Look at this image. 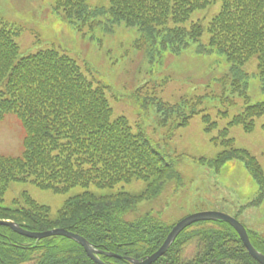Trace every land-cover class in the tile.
Wrapping results in <instances>:
<instances>
[{"label":"trees","instance_id":"16d2710c","mask_svg":"<svg viewBox=\"0 0 264 264\" xmlns=\"http://www.w3.org/2000/svg\"><path fill=\"white\" fill-rule=\"evenodd\" d=\"M88 0H56V9L66 14L75 29L108 23L125 22L139 29L140 41L160 46L162 51L179 54L190 42L198 40L205 29L210 33L209 48L226 54L233 64L232 94L249 99L248 74L239 65L257 54L260 75L264 78V0H221L220 11L205 28L200 22L191 27L184 23L198 9L216 0H111L109 8H90ZM15 27L0 17V120L9 113L18 115L25 129L22 153L0 155V219L12 220L30 231L65 228L88 239L102 251L124 257L144 258L157 251L172 226L152 214L134 221L124 215L139 201L159 195L164 185L181 176L174 156L146 131H134L127 118L112 120V107L104 85L96 84L78 62L56 48L43 49L18 59L19 45ZM195 102L184 98L170 104L156 102L159 126L170 139L176 129L189 123L198 112ZM231 104L234 97L228 98ZM150 100L145 101L147 104ZM141 103V106H144ZM153 103V101H152ZM145 107V106H144ZM264 115V102L247 105L230 122L254 129V120ZM206 130L217 123L204 115ZM229 128L221 131L223 142ZM246 155V157L244 155ZM244 157L245 164L259 185L253 205L264 200V171L248 150H224L211 164ZM206 159H202L205 161ZM31 179L42 188L63 191L76 185L95 184L112 187L133 179L147 181L138 195L119 191L96 195L85 191L69 199L51 218L50 207L24 194L15 206L2 204L13 181ZM58 184H62L59 186ZM253 244L264 253V240L250 232ZM100 257L109 263L128 264L124 257L107 254ZM0 264H96L85 249L72 239L51 236L41 240L19 234L0 224ZM153 264H260L247 251L237 232L224 221H201L179 234L168 252Z\"/></svg>","mask_w":264,"mask_h":264},{"label":"rangeland","instance_id":"374dc122","mask_svg":"<svg viewBox=\"0 0 264 264\" xmlns=\"http://www.w3.org/2000/svg\"><path fill=\"white\" fill-rule=\"evenodd\" d=\"M86 4L91 8H109L111 0H88ZM221 4V0H216L195 10L184 25L189 28L193 22H201L207 26L220 11ZM0 16L5 22L22 28L16 36L20 45L18 59L51 47L65 52L96 84L106 86L113 118L126 116L134 131L144 130L162 143H165L167 128L159 126L156 102L176 104L183 98L195 102L202 97V102L196 104L200 112L193 115L188 125L176 129L166 142L175 156L181 178L167 182L159 195L139 201L124 219L133 221L151 213L168 225H174L195 212L217 211L237 217L251 231L264 237V201L257 206L249 204L258 193V185L245 166V158H234L221 166L210 163L223 150L231 148L223 143L221 134V130L228 127L227 138H233V147L249 150L264 170V115L255 119L253 131H246L242 124H229L248 104L264 102V79L260 75L257 54L239 65L249 76L247 103L242 96L232 94L231 77L222 80L233 68L226 54L200 50L209 46L207 29L198 40L174 55L161 52L155 46L138 47L139 29L128 27L125 22L110 23L111 29L102 26L75 29L68 23L66 14L56 9V0H0ZM0 88H4V83ZM232 96L234 104L228 100ZM147 100L150 101L145 104ZM204 114L217 122L209 131ZM24 134L19 117L9 113L0 121V154H20ZM147 183L134 179L112 187L76 185L57 191L42 188L31 179L13 181L2 204L15 206L18 199L24 205L22 196L27 193L38 203L50 207L49 215L55 218L70 198L85 191L96 195L119 191L141 194Z\"/></svg>","mask_w":264,"mask_h":264},{"label":"water","instance_id":"95a60500","mask_svg":"<svg viewBox=\"0 0 264 264\" xmlns=\"http://www.w3.org/2000/svg\"><path fill=\"white\" fill-rule=\"evenodd\" d=\"M202 220H223L228 223H230L238 232L240 235L242 241L244 242L245 246L251 253V255L258 260L261 264H264V254L259 252L251 243L248 232L244 225L237 220L236 218L227 215L222 212H217V211H204V212H199L195 213L192 215L187 216L186 218L182 219L179 221L171 230V232L168 234L166 240L162 244V246L152 255L141 259H133V258H128L130 264H152L155 262L158 258H160L162 255H164L167 250L169 249L170 245L172 242L176 239V237L180 234L181 231H183L187 226L191 225L194 222L197 221H202ZM0 224L4 225H9L11 226L15 231L26 235L31 238H37V239H42L45 237L53 236V235H63L72 239H75L77 242H79L86 250L87 254L98 264H107L103 262L97 254L100 253L99 250H97L86 238L83 236H80L78 234H75L73 232H70L66 229L63 228H58V229H53V230H48L44 232H31L28 230L23 229L21 226H19L16 223H13L11 221H3L0 220ZM110 256H118L115 253L108 252Z\"/></svg>","mask_w":264,"mask_h":264}]
</instances>
